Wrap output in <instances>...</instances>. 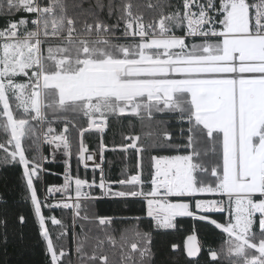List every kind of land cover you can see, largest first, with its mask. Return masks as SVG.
<instances>
[{
    "label": "trees",
    "instance_id": "obj_1",
    "mask_svg": "<svg viewBox=\"0 0 264 264\" xmlns=\"http://www.w3.org/2000/svg\"><path fill=\"white\" fill-rule=\"evenodd\" d=\"M45 6H53V14L42 16V32L55 34L72 31L79 36L108 35L107 40H76L68 42L47 41L41 46V64L45 74L58 71L52 60L68 58L69 71L78 69L84 58L114 59L137 58L140 46L136 40L115 39L124 34L122 29L129 10L133 20L144 25L157 23L163 19V28L180 35L185 30L183 0H42ZM221 3V1H220ZM218 4L219 27L221 6ZM29 15L10 8L8 0H0V30L11 22L25 23ZM72 26L68 27V23ZM32 30L30 26L27 27ZM21 29L24 28L21 26ZM220 39L191 40L187 47L197 55L202 54L206 45L220 49ZM88 50L83 53L82 50ZM128 54H125L124 51ZM218 50V49H217ZM51 51V52H50ZM154 55L158 50H150ZM51 53V54H49ZM41 67V66H40ZM42 72V71H41ZM30 74L31 71L29 70ZM19 79V78H18ZM22 79V78H21ZM20 80V79H19ZM138 113L118 115L109 110L102 111L107 130L102 137L98 133L84 132L89 118L81 103L58 104L54 89L44 91L45 127H55L57 132L67 131L71 157V175L75 179L98 183L101 174L95 170H85L79 161L80 141L86 149L103 152V177L108 183H119L131 177L140 176L143 194L151 193L154 178V161L180 155H191L195 165L193 184L196 188H215L222 179V136L217 130L210 132L194 117V110L186 91L176 92L173 106L165 107L149 102L146 97ZM13 118L24 121L20 135V146L28 167L41 162L40 124L33 112H22L16 99L8 97ZM98 114L95 113V116ZM264 130V124L262 127ZM81 138V140H80ZM140 148L137 152L129 147ZM11 130L6 116L0 114V264H156L152 250V235L141 226L139 220L115 225L112 221H99V205L112 202L81 201L77 206V216L70 208L51 207L40 203L39 210L34 205L32 191L27 183L21 159L15 154ZM61 165L46 164L44 171H38L33 178L35 196L41 198L43 187L61 183ZM137 187L112 185L110 194L118 192L135 193ZM94 195H100L94 189ZM190 202L192 216L178 217L172 221L177 250L176 264H244L257 254L244 248L234 251V242L219 228L230 222L227 212L200 214L194 209L197 198H171ZM254 199H260L255 196ZM139 207L142 216L143 205L139 201H124ZM140 205V206H139ZM195 215V216H193ZM200 216V217H198ZM261 216L254 217L252 230L254 243L263 233L258 234ZM46 231L49 242L46 239ZM195 234L201 243V254L196 260L186 258L183 245L187 236ZM215 254V257H213ZM56 262V263H55Z\"/></svg>",
    "mask_w": 264,
    "mask_h": 264
},
{
    "label": "rangeland",
    "instance_id": "obj_2",
    "mask_svg": "<svg viewBox=\"0 0 264 264\" xmlns=\"http://www.w3.org/2000/svg\"><path fill=\"white\" fill-rule=\"evenodd\" d=\"M242 1L221 0L220 22L222 31L227 36L220 39V49L206 45L200 55L190 50L187 44L176 46L170 40H151L148 45L144 41H138L140 51L137 58H84L80 61L78 69L69 71L68 58L54 57L52 60L56 62L58 71L45 74L32 42H0V114L6 116L9 123L15 146L14 154L21 159L24 166L33 202L35 192L32 180L41 170L43 152L41 148L40 164L28 167L20 146L24 121L13 118L8 97L16 99L17 107L22 112L30 111L35 117L44 118V91L54 89L58 104L81 103L88 114L89 127L94 119H100L106 124L102 111L109 110L118 115L138 113L139 106L145 102L137 101L136 98L146 97L149 102L170 107L174 103V94L186 91L189 93L195 119L210 132L217 130L221 133L222 179L215 188H196L193 184L195 165L190 154L161 160L156 158L154 165H157L159 170L169 172L173 195L197 198L193 207L200 214L227 212L231 217L230 222L219 228L234 242V251L240 253L246 247L252 249L257 256L244 264H264V201L254 199L259 192L264 159V79H239L238 83L234 84L231 78H213L215 74L231 72L229 63L233 52H238L244 62L258 59L259 41L237 35L246 33L249 29L248 11L241 7L240 4L244 3ZM130 17L132 16L127 9L126 19ZM157 23L164 26L163 19ZM153 49L160 53L154 55L150 52ZM82 52L86 53L88 50L85 48ZM124 53L128 54L126 50ZM122 75L161 78L154 81H118L117 78ZM201 75H208L209 78L186 77ZM95 113L98 115L95 116ZM66 131L67 129L63 128L60 133L66 136ZM127 148L138 149L134 143L123 150ZM138 179L139 175L131 177L123 181L122 185H134L137 187L136 192L140 190L143 193L141 186L134 184ZM154 187L155 185L152 190ZM136 192H118L112 195L132 196ZM156 201H159L156 211L163 215L160 219H144L139 207L131 204L124 206L120 201L110 205L100 204L99 221H112L117 226L139 220L144 230L151 232L155 263L176 264L177 247L172 221L178 217L192 216L190 202L170 198L149 199L152 204ZM221 201L223 207H219ZM34 205L39 210L40 205L36 202ZM77 206L78 204L74 211L71 210L73 216H77ZM256 215L261 216L257 235H263L254 243L252 224ZM44 233L49 242L45 230Z\"/></svg>",
    "mask_w": 264,
    "mask_h": 264
},
{
    "label": "built area",
    "instance_id": "obj_3",
    "mask_svg": "<svg viewBox=\"0 0 264 264\" xmlns=\"http://www.w3.org/2000/svg\"><path fill=\"white\" fill-rule=\"evenodd\" d=\"M183 19L185 30L182 34L177 35L167 32L160 23H152L144 25L136 22L132 17L127 18L124 22V34L115 36V39L144 41L146 45L151 40H170L176 46L186 44L191 40H208L221 39L227 36L219 27L218 20V4L221 0H183ZM241 7H245L249 16V29L246 33L237 34L238 36H246L255 38L259 41L258 59L248 60L246 62L241 60V55L238 52H233L231 55L230 73L220 75H230L234 78V84L238 83L239 79H264V0H243ZM242 1V2H243ZM8 6L20 10L22 13L29 15L30 18L25 22H11L9 27L0 30V42H21L30 41L36 47V55L41 64V46L47 41L68 42L76 40H107L108 35L98 36H79L72 31H67L65 34H55L56 29H52L49 33L42 32V16L44 14H53V6H45L42 0H8ZM73 24L70 21L68 27ZM21 26L24 28L21 29ZM30 26L32 30L27 27ZM233 36V35H232ZM245 67L246 69H244ZM216 75V74H215ZM208 76V75H201ZM219 76V75H216ZM143 77V76H138ZM150 77V76H148ZM154 77V76H152ZM209 78V77H206ZM40 124V146L42 148V166L44 171L46 164L61 165L63 172L60 175L61 183L56 185H49L43 187V195L39 199L35 196L34 202L40 204H49L51 207L70 208L74 211V207L81 201L93 200L96 202H112V201H139L143 205L142 217L144 219H160L163 215L158 214L157 204L149 202V199L157 200L162 198H174L171 181L169 180V173L162 169H155L154 182L155 185L151 191V195H145L136 192L132 196H113L109 193V187L112 185L124 184L108 183L103 177L104 173V158L103 152L105 148L101 146V151L86 149L81 142V149L79 155L80 165L85 170H95L100 172L101 180L94 183L89 180L75 179L71 175V157L69 153V143L64 133H58L55 127H45L44 118H39ZM107 130V125L100 119H94L90 122V126L81 132L98 133L100 137L103 136ZM140 151V149H136ZM137 186H141L142 182L138 179L134 182ZM141 188V187H140ZM98 189L100 195H94L93 190ZM258 197L264 201V159L262 164V171L259 179ZM223 202L220 206L223 207Z\"/></svg>",
    "mask_w": 264,
    "mask_h": 264
},
{
    "label": "water",
    "instance_id": "obj_4",
    "mask_svg": "<svg viewBox=\"0 0 264 264\" xmlns=\"http://www.w3.org/2000/svg\"><path fill=\"white\" fill-rule=\"evenodd\" d=\"M183 251L187 259L196 260L201 254V243L195 234H191L184 240Z\"/></svg>",
    "mask_w": 264,
    "mask_h": 264
},
{
    "label": "bare ground",
    "instance_id": "obj_5",
    "mask_svg": "<svg viewBox=\"0 0 264 264\" xmlns=\"http://www.w3.org/2000/svg\"><path fill=\"white\" fill-rule=\"evenodd\" d=\"M172 74H170V76H171ZM209 76H213V75H209ZM174 77V76H173ZM187 78H203V77H208V76H186ZM157 78H161V77H157ZM157 78H155V77H148V76H143V77H137V76H132V77H130L129 75H122V76H119L118 78H117V80L118 81H144V80H146V81H154V80H156ZM180 78H182V77H180ZM213 78H234L233 76H230V75H225V76H223V75H219V76H214ZM161 170V169H160Z\"/></svg>",
    "mask_w": 264,
    "mask_h": 264
},
{
    "label": "crops",
    "instance_id": "obj_6",
    "mask_svg": "<svg viewBox=\"0 0 264 264\" xmlns=\"http://www.w3.org/2000/svg\"><path fill=\"white\" fill-rule=\"evenodd\" d=\"M158 160H161L162 158H157ZM162 165V164H161ZM155 167H154V169H156L157 168V165H154ZM163 166V165H162ZM165 168H167L166 166H164ZM169 173V172H168ZM176 197L178 196L179 198L180 197H187L186 195H175Z\"/></svg>",
    "mask_w": 264,
    "mask_h": 264
}]
</instances>
